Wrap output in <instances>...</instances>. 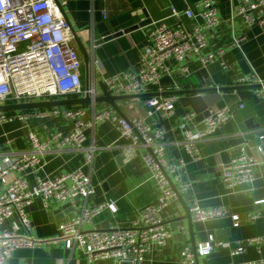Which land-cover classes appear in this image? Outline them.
I'll return each mask as SVG.
<instances>
[{"label": "crops", "instance_id": "obj_1", "mask_svg": "<svg viewBox=\"0 0 264 264\" xmlns=\"http://www.w3.org/2000/svg\"><path fill=\"white\" fill-rule=\"evenodd\" d=\"M235 2L219 0L220 24L207 33L206 51L216 54L215 61L204 67L195 56H191L185 63L190 71L188 77L176 71L172 77H164L158 84L151 85L148 93L162 94L210 86L231 87L236 85L233 81L237 77L246 74H254L264 82V27H246L242 18L235 15ZM196 4L197 0H65L62 5L63 15L76 37L74 44L84 68V88L83 52L89 61L90 88L94 89L96 96H101L104 94L105 77L137 68L142 48L150 41L153 21H164L168 25L181 23L189 27L192 20L184 11L190 7L197 12ZM172 7L180 12L178 16H171ZM145 20L149 22L144 26L107 40L105 38ZM234 38L240 39L239 45L234 44ZM257 87L214 94L220 98L211 108L228 107L231 116L215 133L198 144L199 158L196 159L185 150L184 136L177 127L182 114L193 109L185 100L187 95H175L177 100L171 116L162 118L159 113H155L146 118L147 122L157 120L166 127V159L169 162L181 159L184 161L180 173L182 179L190 183V188L164 209L163 217L170 225L172 236L164 246L153 245L145 254L144 264H180L183 247L194 248L206 241L209 235L229 242L230 247H234L239 241L246 243L249 239L264 237V202H258L264 200V162L258 167L252 183L228 189L221 179L224 163L237 154L240 147H246L248 154L264 160V152L261 154L256 150L257 145L264 142L259 138L264 135V98L256 95ZM84 95L65 94L56 99H72ZM146 98L117 100L118 110L108 102L93 101L90 104L8 112L15 117L12 121L0 124V152L29 150L30 132L44 138L52 131L66 133L72 130L73 122L62 114L55 113V109L81 106L86 110L87 116H91L95 111L111 107L119 117L145 116ZM39 100L45 99L33 101ZM202 108L203 106H198L199 110ZM43 110L45 114L40 113ZM19 114L27 116L19 118ZM192 126L202 128L203 119L196 117ZM86 135L85 144L98 147L91 164L82 166L83 153L65 146L43 154L39 165L27 169L23 175L33 185L39 177H56L82 166L90 175L94 193L87 199L79 197V205L65 213L63 219L62 214L55 212L62 204L45 206L41 198H35L26 209L31 226L29 229L21 227L18 233L35 239L39 244L33 248L15 250L3 264H119L114 258L92 261L80 249L68 248L59 233V224L78 213L82 205L93 206L110 200L113 203L95 215L84 228L131 226L139 210L155 201L157 196L152 174L142 160L147 148L138 145L130 154L122 153L121 147H127L130 141L123 138L117 126L108 120L96 123L87 130ZM19 175L20 171L13 172V176ZM194 198L202 207L222 206L229 214H238L241 219L239 226L234 227L229 216L207 221H193L191 216L188 219L186 210L189 213V205ZM250 214L260 216L252 220L248 219ZM14 222L19 223L17 214H13L0 229L11 231ZM231 250L229 247H220L207 256L198 255L196 263L232 264L264 258V242L260 245L246 244L245 250L238 254H232Z\"/></svg>", "mask_w": 264, "mask_h": 264}, {"label": "built area", "instance_id": "obj_2", "mask_svg": "<svg viewBox=\"0 0 264 264\" xmlns=\"http://www.w3.org/2000/svg\"><path fill=\"white\" fill-rule=\"evenodd\" d=\"M235 1V15L242 18L246 27H264V0ZM218 2L197 0V12L190 7L185 9L184 14L192 20L189 27L181 23L168 25L164 21H153L150 41L142 48L137 68L105 77L106 89L114 95L148 93L151 85L158 84L164 77H172L176 71L188 77L190 71L185 63L191 56H195L204 67L215 61L216 54L206 48L208 31L220 24ZM64 3L65 0H0V105L56 99L65 94L89 93L92 99L96 96L94 89L84 88L82 60L74 44L73 29L61 10ZM179 14L177 9L171 8V16ZM233 41L239 45L240 39L234 38ZM233 83L258 85L255 93L264 98V82L254 74L239 76ZM176 100L175 95L147 97L145 116L119 117L111 107L95 111L91 116H87L81 106L55 109V113L73 122L72 130L66 133L52 131L44 138L30 132L29 150L0 152V226L13 214L19 218V223H12L11 231L0 229V264L5 263L15 250L39 244L18 233L21 227L29 229L31 226L26 209L35 198H41L45 206L58 203L75 207L79 205V197L87 199L94 193L90 175L82 166L91 164L98 147L85 144L86 132L106 120L116 125L121 136L130 141L127 147H121L122 153L130 154L138 145L147 148L142 160L154 179L156 199L139 210L131 226L108 229H85L84 225L112 201L82 205L78 213L59 224V233L68 248L80 249L92 261L114 258L119 264H144L145 254L153 245H166L172 230L163 211L178 195L188 192L190 183L181 177L184 161L169 162L166 159V127L157 120L147 122L146 118L155 113L162 118L171 116ZM26 116L18 115L19 118ZM230 116L228 107L211 108L203 119V127L196 129L192 122L197 112L186 110L177 126L184 136L185 150L194 159L199 158L198 144L215 133ZM14 117L8 112H0V124L12 121ZM259 138L264 140V135ZM65 146L83 153V165L56 177H39L35 184H29L23 172L38 166L43 154ZM245 148L240 147L239 152L222 167L221 179L228 189L252 183L258 167L264 162L256 155L248 154ZM256 150L262 154L264 142L258 144ZM14 171H20V175L13 176ZM189 213L193 221L229 216L234 227L239 226L241 220L238 214H229L225 207H202L195 198L191 200ZM248 216L253 220L260 214ZM263 242L264 237H257L230 247L229 242L209 235L194 248L183 247L180 264H197L198 255L207 256L220 247H229L232 254H238L245 250L246 244L260 245ZM232 264H264V258Z\"/></svg>", "mask_w": 264, "mask_h": 264}, {"label": "water", "instance_id": "obj_3", "mask_svg": "<svg viewBox=\"0 0 264 264\" xmlns=\"http://www.w3.org/2000/svg\"><path fill=\"white\" fill-rule=\"evenodd\" d=\"M63 12V9H61ZM149 20L142 21L138 25H134L123 31H118L113 33L112 35L105 37L106 40L111 37H116L121 35L122 33H127L139 26H144L147 24ZM74 33V31H73ZM75 36V34H74ZM76 39V37H75ZM85 55L84 65H85V89L90 88L89 82V61L88 56L83 52ZM258 85H235L231 87H199V88H191V89H182L173 92H167L162 94H173V95H187L188 97L185 99L187 100L188 104L192 106V108L197 112V119H204L206 116L209 115L211 106L220 98L219 95H214L223 91L232 90V89H240L246 87H257ZM175 85H173V88ZM104 94L101 96H96L92 99L89 93H86L83 97H76L72 99H45L39 101H31V102H23V103H8V104H1L0 105V112H12V111H19L25 109H39V108H50V107H59L65 105H76V104H90L94 102H108L110 105L118 110L116 106V101L121 99L127 98H140V97H149L153 95H159L160 93H144L138 95H112L104 86H103ZM161 94V95H162ZM193 96V97H192ZM198 106H203L202 109H198ZM181 197V195H178ZM73 210L70 204H64L61 208H58L55 212L56 214H62L61 218H64L65 213H69ZM186 217L190 219V214L186 210ZM61 219V220H62ZM130 264V263H126Z\"/></svg>", "mask_w": 264, "mask_h": 264}, {"label": "rangeland", "instance_id": "obj_4", "mask_svg": "<svg viewBox=\"0 0 264 264\" xmlns=\"http://www.w3.org/2000/svg\"><path fill=\"white\" fill-rule=\"evenodd\" d=\"M82 72H84V68L82 67ZM83 79H84V75H83Z\"/></svg>", "mask_w": 264, "mask_h": 264}]
</instances>
